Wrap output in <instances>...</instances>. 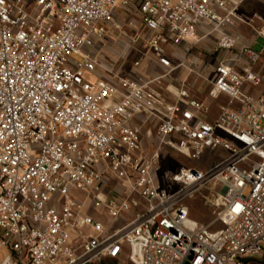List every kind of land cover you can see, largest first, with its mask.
<instances>
[{"label": "built area", "instance_id": "built-area-1", "mask_svg": "<svg viewBox=\"0 0 264 264\" xmlns=\"http://www.w3.org/2000/svg\"><path fill=\"white\" fill-rule=\"evenodd\" d=\"M246 1L0 0V264L264 256V15ZM153 144L196 164L166 181Z\"/></svg>", "mask_w": 264, "mask_h": 264}, {"label": "rangeland", "instance_id": "rangeland-1", "mask_svg": "<svg viewBox=\"0 0 264 264\" xmlns=\"http://www.w3.org/2000/svg\"><path fill=\"white\" fill-rule=\"evenodd\" d=\"M241 14L246 19H252L255 14L258 15H264V0H247L244 5L241 8ZM257 24V22H256ZM238 32L245 33L246 35V41L250 42L254 38V34L251 31V28L248 25L241 24L237 28ZM210 42V39H208ZM200 49H194V54H201V57H203L205 60H210V62H213V59L209 57L208 54H206L203 51V47H205L208 43L207 41H202ZM263 44V39L259 38L257 39L254 49L256 51H261ZM94 77H91V80H93ZM155 145L153 144L149 149L148 152L150 155L154 156L158 164L160 165V172L159 176L167 181V176L170 175L171 172L177 171L183 167H187L190 164H196V163H190L189 159H187L185 156L167 148V147H161L159 150V153L155 155ZM167 188L173 190L176 189L177 186L173 185L172 183H162ZM217 189H220V187H217ZM191 202L193 213L199 217L198 220L202 223H208L213 218L214 214L211 209L204 203V201L201 198H198L197 200H189L188 203ZM195 207V208H194ZM196 210V211H195ZM197 219V218H196ZM105 223H110L109 220H105ZM123 221H119L117 223H114V227L119 226L120 224H123ZM220 226V224L216 225ZM111 264H114V262H111ZM119 264H131L127 262L126 254L123 253L121 257L119 258ZM251 264H264V257H259L254 259V261Z\"/></svg>", "mask_w": 264, "mask_h": 264}, {"label": "crops", "instance_id": "crops-1", "mask_svg": "<svg viewBox=\"0 0 264 264\" xmlns=\"http://www.w3.org/2000/svg\"><path fill=\"white\" fill-rule=\"evenodd\" d=\"M244 34H245V33H244ZM245 36H246V35H245ZM156 70H157L156 72H158V71H160L161 69H160V67H157ZM198 86H199L200 92H199V91H198V92L196 91L195 93L197 94L198 97H200V98H204L205 95H204V91H203V90H205V84L202 83V82H199ZM173 90H174V89H173ZM202 92H203V93H202ZM170 100H171V99H170ZM220 103H221V101H220V102H212V103H211V107H212V111H213V113H212V116H213V117L217 115V112H218V109H219Z\"/></svg>", "mask_w": 264, "mask_h": 264}, {"label": "trees", "instance_id": "trees-1", "mask_svg": "<svg viewBox=\"0 0 264 264\" xmlns=\"http://www.w3.org/2000/svg\"><path fill=\"white\" fill-rule=\"evenodd\" d=\"M264 257V256H263Z\"/></svg>", "mask_w": 264, "mask_h": 264}]
</instances>
